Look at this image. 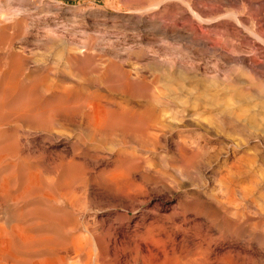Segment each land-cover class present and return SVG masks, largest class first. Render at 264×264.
<instances>
[{
  "label": "rangeland",
  "instance_id": "obj_1",
  "mask_svg": "<svg viewBox=\"0 0 264 264\" xmlns=\"http://www.w3.org/2000/svg\"><path fill=\"white\" fill-rule=\"evenodd\" d=\"M229 11L237 14L228 15ZM0 22V26H5L0 28V75L9 69L11 57L17 59L23 81H33L35 91L42 95L63 87L88 92L92 85H105L101 76L106 73L125 74L147 91L146 96L134 94L132 103H147L154 110L150 121L156 126L147 135L117 129L110 131L109 138L106 134L102 137L90 133L79 119L69 120L71 123L59 120L42 127L31 120L9 117L0 128V144L10 143L20 150L18 165L22 169L43 164L33 160L39 152L49 154L75 147L83 152L110 153L111 160L127 159L140 164L156 179L168 182L175 189L174 196L186 199L216 196L235 202L244 225L248 224L251 231L264 232V0H0ZM223 31L233 37H224ZM228 42L233 50H229ZM125 152V156L116 155ZM27 158L29 161L31 158L29 164ZM182 159L186 160V167ZM30 204L18 210L13 205L0 210V224L4 225V217L10 213V218L21 213L23 226L33 223L26 226L27 231L53 234L55 227L49 228L36 216V212H43V204ZM98 205L85 212L100 215L111 210L105 203ZM54 207L47 211L50 214L69 211L60 198ZM78 211L73 215L78 218L76 228L81 232L85 222ZM260 253L264 255V247ZM262 261L264 257L259 263L263 264Z\"/></svg>",
  "mask_w": 264,
  "mask_h": 264
},
{
  "label": "bare ground",
  "instance_id": "obj_2",
  "mask_svg": "<svg viewBox=\"0 0 264 264\" xmlns=\"http://www.w3.org/2000/svg\"><path fill=\"white\" fill-rule=\"evenodd\" d=\"M245 5L242 4V6ZM234 14L236 15L237 13L229 11L228 15ZM201 21L203 23V20ZM224 24L226 25V23ZM1 26L0 28H2ZM3 27L5 26L3 25ZM204 32L206 33L207 30L205 31L204 29ZM225 32L223 31V33ZM235 32L237 31L235 30ZM230 37H233V34ZM242 37L240 38L242 39ZM232 41V44L235 43L234 40ZM230 44L228 45L229 47L232 45ZM238 52L240 53L241 51ZM244 52L241 55H244ZM230 53L233 52L230 51ZM251 56L253 55L251 54ZM234 59L235 56L233 63ZM261 64L263 66V63ZM8 67L9 69L0 75V128H2L1 126L5 119L13 117L31 120L36 125L42 127L57 124L59 120L72 122V120L79 119V121L82 120L85 128L90 133L95 136L96 134H102V137H104L103 134H106L105 137H108L107 135H109L110 131L117 129L128 134L140 136L147 135L155 129L156 125L154 126L150 121L154 116L153 108L146 105L147 103H132L134 94L139 93L146 96V88L135 84L129 79L130 77H127L128 75L121 74L117 76L106 73L101 78L107 84L105 83L102 87H93L92 85V88L88 89V92L80 93L72 87H63L58 90L52 89L49 93L39 95L37 90L35 91L36 85L33 81H23L20 61L11 57ZM246 72L248 73L247 69ZM213 73L216 72L213 71ZM109 74L112 76L109 77ZM204 75L208 76L207 74ZM239 82L242 81L239 80ZM117 95H119V98ZM183 104L186 103L183 102ZM203 105L206 106L205 103ZM191 110L195 112L196 108L192 107ZM220 110L222 111V109ZM217 113L215 112V114ZM176 116L180 118L178 115ZM1 135L3 136L2 139H4V135ZM101 141L99 140L100 144ZM83 142H87V140H83ZM65 146H67V143L64 144L63 148ZM29 150L25 151L28 153ZM19 151V149L12 147L10 143L0 144V210H5L10 205H13V208L16 207L18 210V208L21 209L20 207L24 205L27 206L30 203L40 202L43 204V212L35 211L36 216L43 220V224L49 225V228L50 225L55 227V230L53 234L39 235L31 233L25 228L27 225L30 226L33 223L23 226L21 224L23 220L21 213H18L15 218H10L11 213L9 214L8 212L9 216L4 217V225L0 224V264H237V262L239 264L241 262V264H258L260 259L262 260L264 257L260 253L261 248L264 247V232L251 231L248 224L244 225V221L240 213H238V205L234 204L235 202L232 203L230 200L220 199L221 195L219 196L220 198L212 196L213 198L210 197V199H199V197L186 199V197L183 198L180 195L174 196L175 189L168 182L156 179L155 175L152 176L140 164L132 163L127 159L118 160L116 158L117 162L111 160L110 153L83 152L78 151V148L76 150L75 147H71L69 151L53 150L49 154H41L39 152L33 160L39 164L41 161L44 163L35 166L34 169L30 167L22 169L18 165ZM124 154H127V152L116 155L122 157L121 155ZM129 154L133 158H138L131 153ZM139 158L142 157L139 156ZM29 162H31V158L27 164ZM182 164L184 167L188 165L186 160L183 159ZM184 172H187V169ZM58 198L63 199L66 203V206L69 208V214L68 212L66 214H50L47 211L54 207V202ZM98 203H105V206L107 204L108 208L110 205L111 210L100 215L98 213L96 215L95 213L87 214L85 212L95 204L98 205ZM59 210L61 211V209ZM75 211L76 213L77 211L80 212L85 222L81 232L76 228V220L78 218L73 215ZM76 213L75 215H77ZM14 215L16 214L14 213ZM252 221L254 222V220ZM214 222H217V224H214ZM215 225H218V228ZM257 225L259 226L260 224ZM252 228L254 229V227Z\"/></svg>",
  "mask_w": 264,
  "mask_h": 264
}]
</instances>
